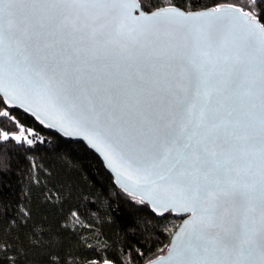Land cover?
<instances>
[{"label":"snow or ice","instance_id":"obj_1","mask_svg":"<svg viewBox=\"0 0 264 264\" xmlns=\"http://www.w3.org/2000/svg\"><path fill=\"white\" fill-rule=\"evenodd\" d=\"M249 3L258 16L197 12L195 0H0V117L50 112L104 153L129 195L190 214L159 264H264V0ZM113 63L137 70L119 77ZM17 223L13 239L0 234V264H67L62 236Z\"/></svg>","mask_w":264,"mask_h":264},{"label":"trees","instance_id":"obj_2","mask_svg":"<svg viewBox=\"0 0 264 264\" xmlns=\"http://www.w3.org/2000/svg\"><path fill=\"white\" fill-rule=\"evenodd\" d=\"M195 3L197 12L234 5L259 15L249 0ZM7 110L9 117H0V131L12 136L23 128L27 139L0 141V161L7 173L3 180L8 207L0 215V234L5 239L15 237L17 221L35 225L37 235L59 234L66 242L62 255L67 264L90 260L145 264L165 252L180 219L171 214L160 218L140 200L125 195L82 143L47 133L31 118ZM25 216L30 218L25 221ZM8 258H14L11 251Z\"/></svg>","mask_w":264,"mask_h":264},{"label":"water","instance_id":"obj_3","mask_svg":"<svg viewBox=\"0 0 264 264\" xmlns=\"http://www.w3.org/2000/svg\"><path fill=\"white\" fill-rule=\"evenodd\" d=\"M236 7L234 5H221V7L219 8H228V7ZM215 9H210L209 11H214ZM202 12H206V11H202ZM179 46L174 48V52L177 54H186V55H191V52L188 51L187 49H185L182 45V42H178ZM156 55H172L173 51H170L169 48L167 47H163L161 46L160 48H157ZM236 52H233V55H236ZM239 55L244 58L245 60H254V61H258L259 59V54L258 53H239ZM103 70V69H102ZM136 67L135 66H127V65H121L120 63H113L108 69L107 71H110L111 73H113L116 76L119 77H123L125 75H134L136 72ZM222 70H226V66L222 69ZM252 70L255 71V65H252ZM7 108V105H5ZM35 107V106H34ZM9 110H15L16 112H20L22 114H24L25 116H27L28 118H31L35 123H37L38 126H41L47 133L50 134H55L58 137H60L61 139H65V140H69L72 142H78V143H82L84 146H86L92 153H94V155L96 157L99 158V160L101 161V163L104 165L105 170L107 173H109V175L112 176L113 178V183L114 185H116V187L123 191V193L127 196H130L128 194V192H126L124 190V185L126 183V181H124V179L122 177L117 176L116 171L113 170L112 167L109 166L108 160L105 158L104 153L100 150H98L97 148H94L91 146V144H89L88 140L84 139L83 135H66L58 126V124L56 123L57 118L52 115L50 112H46L41 110L40 108H36L35 109V114L33 112V110H25V107H20V106H16V107H12ZM44 121L43 123H41V121ZM127 151V150H126ZM129 155H132L131 152L128 153ZM133 197V196H132ZM138 200H140L139 196L134 197ZM141 201V200H140ZM144 204H146V206L149 207L150 211L155 214L156 216L163 218L165 217V214H171V216H174L175 218L180 219V223L177 225V229L175 230V232L171 235L170 240L168 245L166 246V250L163 254L156 256V258L151 259L150 261H148L145 264H159V260L160 258H167L168 254L171 250V248L176 244V236L177 234L180 232V230L182 229V227L184 226L185 223H187L190 214H180L178 215L177 213L173 212V211H166L163 213V215H160L158 212L153 210V205L148 202L147 200H145L143 202Z\"/></svg>","mask_w":264,"mask_h":264},{"label":"built area","instance_id":"obj_4","mask_svg":"<svg viewBox=\"0 0 264 264\" xmlns=\"http://www.w3.org/2000/svg\"><path fill=\"white\" fill-rule=\"evenodd\" d=\"M80 264H106L103 261H98V260H90V262H84Z\"/></svg>","mask_w":264,"mask_h":264}]
</instances>
